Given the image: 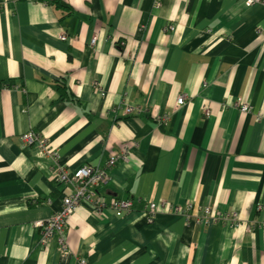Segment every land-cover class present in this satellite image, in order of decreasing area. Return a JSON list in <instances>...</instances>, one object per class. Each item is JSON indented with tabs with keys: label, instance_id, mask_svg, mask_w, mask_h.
I'll return each mask as SVG.
<instances>
[{
	"label": "crops",
	"instance_id": "0c3cea01",
	"mask_svg": "<svg viewBox=\"0 0 264 264\" xmlns=\"http://www.w3.org/2000/svg\"><path fill=\"white\" fill-rule=\"evenodd\" d=\"M122 150L67 249L42 242L69 191L57 165ZM189 202L237 218L188 220ZM263 220L264 0H0V264H264Z\"/></svg>",
	"mask_w": 264,
	"mask_h": 264
},
{
	"label": "built area",
	"instance_id": "2783aa9c",
	"mask_svg": "<svg viewBox=\"0 0 264 264\" xmlns=\"http://www.w3.org/2000/svg\"><path fill=\"white\" fill-rule=\"evenodd\" d=\"M249 2H252V0H249ZM157 5L159 4L157 3ZM174 28L175 27L173 25H168L166 29L173 30ZM61 39L66 40L67 38L65 35H61ZM95 43L96 38H93L91 40V46L94 47ZM184 103L185 95H180L177 99L176 107L179 108ZM238 103L240 104L242 111H250L251 107L248 104L242 103V100H239ZM204 110L206 113H210L208 108H205ZM122 113L124 115L133 114L134 110L131 106H124ZM165 124H168V120H165ZM23 139L29 144L39 141H41L42 144L48 142L47 137L43 138L38 134L24 135ZM121 161H130L126 150H122L120 152L118 151L110 155L103 166H94L91 164L82 165L72 172V176H69L68 170L65 167L62 165H57L56 178L59 182L65 183L69 187V191L64 195L60 209L53 213L45 221H40L37 223L38 226L41 227L42 242H45L47 239L56 235L59 248L61 250H65L67 248L64 238V231L68 218L82 202L91 204L95 209H100L103 207V204H100L98 201L99 190L108 181L109 170ZM157 206L158 205L156 203H149L146 209L141 212L148 223H152L154 221L158 209ZM112 207L116 210V214L118 216H122L133 211V201L131 199L115 200V202L112 204ZM194 209L195 205L189 202L178 206L175 208V211L181 212L188 220L194 219V221L205 225L216 221H235V218H237L235 213H222L220 211L213 213L211 207L209 206L201 207L198 209L199 214L191 218L188 212ZM261 224L264 227V220L261 221Z\"/></svg>",
	"mask_w": 264,
	"mask_h": 264
},
{
	"label": "trees",
	"instance_id": "16d2710c",
	"mask_svg": "<svg viewBox=\"0 0 264 264\" xmlns=\"http://www.w3.org/2000/svg\"><path fill=\"white\" fill-rule=\"evenodd\" d=\"M61 5V4H60ZM61 6H63V5H61ZM67 8H71V7H69V6H66ZM59 86H58V90H59V92L61 93V96L63 97V96H66V95H68V93H67V85L63 82V81H61L59 84H58Z\"/></svg>",
	"mask_w": 264,
	"mask_h": 264
},
{
	"label": "rangeland",
	"instance_id": "374dc122",
	"mask_svg": "<svg viewBox=\"0 0 264 264\" xmlns=\"http://www.w3.org/2000/svg\"><path fill=\"white\" fill-rule=\"evenodd\" d=\"M41 228V227H40ZM65 238V237H64ZM56 241H57V239H56ZM65 243H66V241H65ZM57 244H58V242H57ZM66 245H67V243H66ZM59 246V245H58ZM60 249V248H59ZM67 249V248H66ZM83 264V263H82Z\"/></svg>",
	"mask_w": 264,
	"mask_h": 264
}]
</instances>
